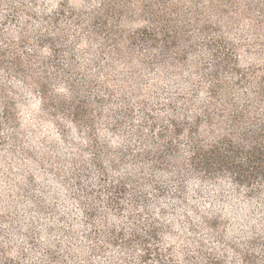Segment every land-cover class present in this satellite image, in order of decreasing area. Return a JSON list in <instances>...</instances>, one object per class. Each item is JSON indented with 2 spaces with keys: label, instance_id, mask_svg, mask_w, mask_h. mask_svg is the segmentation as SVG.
<instances>
[{
  "label": "rangeland",
  "instance_id": "374dc122",
  "mask_svg": "<svg viewBox=\"0 0 264 264\" xmlns=\"http://www.w3.org/2000/svg\"><path fill=\"white\" fill-rule=\"evenodd\" d=\"M122 1L91 15L99 0H0V263L264 264V196L133 159L152 120L206 104L209 35L262 63L264 0H159L166 15ZM153 27L166 52L128 42Z\"/></svg>",
  "mask_w": 264,
  "mask_h": 264
},
{
  "label": "trees",
  "instance_id": "16d2710c",
  "mask_svg": "<svg viewBox=\"0 0 264 264\" xmlns=\"http://www.w3.org/2000/svg\"><path fill=\"white\" fill-rule=\"evenodd\" d=\"M159 3L151 0L137 14L166 15L156 10L155 5ZM122 10L126 13L131 10L128 1L99 0L91 15H123ZM131 14L135 15V11ZM162 35L153 27L130 37L128 42L142 40L149 46L157 44L164 53L167 41ZM203 44L213 58L208 69L203 68V78L207 81L206 104L188 119L152 120L149 129L153 135L139 136L141 149L133 159L152 170L170 171L180 180L227 177L249 195L264 196V56L262 63L242 66L234 49L222 44L216 35H209ZM180 147L184 148V155ZM125 186V182L109 186L111 204H119L120 188ZM152 233L150 229L145 236ZM113 237L118 241L119 237ZM136 241L142 248L141 259L149 258L148 241L142 237ZM246 258L251 259L249 254Z\"/></svg>",
  "mask_w": 264,
  "mask_h": 264
}]
</instances>
